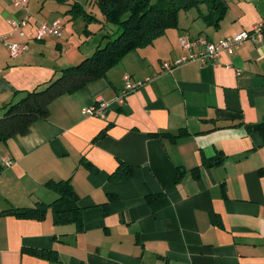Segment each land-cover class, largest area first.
Returning a JSON list of instances; mask_svg holds the SVG:
<instances>
[{
  "label": "crops",
  "instance_id": "1",
  "mask_svg": "<svg viewBox=\"0 0 264 264\" xmlns=\"http://www.w3.org/2000/svg\"><path fill=\"white\" fill-rule=\"evenodd\" d=\"M96 1L27 0L19 37L7 19L21 20L25 11L0 0V35L28 45L11 59L0 44V108L117 31L90 10ZM75 3L96 21L66 13ZM226 3L218 28L204 24V5L180 13L176 29L55 99L47 119L0 143V160H11L0 169V212L51 203L57 196L45 182L64 179L83 210L79 230L53 225L50 211L40 221L0 214V264H264V147L246 127L264 122V39L246 41L214 64L162 69L185 54L181 36L216 42L264 19V0ZM55 19L61 36L35 40L36 26ZM125 75L141 86L118 104ZM98 100L109 104L103 117L81 113ZM218 155L220 165H201ZM122 162L134 168L132 177L110 181ZM49 251L55 260L46 258Z\"/></svg>",
  "mask_w": 264,
  "mask_h": 264
},
{
  "label": "trees",
  "instance_id": "2",
  "mask_svg": "<svg viewBox=\"0 0 264 264\" xmlns=\"http://www.w3.org/2000/svg\"><path fill=\"white\" fill-rule=\"evenodd\" d=\"M95 4L104 21L116 25L117 31L103 35L102 44L98 45L92 54L56 71L54 76L41 87L25 91L21 98L4 104L0 116V143L14 136L25 135L33 122L47 119L50 105L55 99L73 94L89 83L105 77L106 73L120 63L126 54L151 45L155 39L161 38L166 30L176 29L181 12L199 9L204 5L206 12L201 13L204 24L218 28L228 8L226 0H157L153 4L150 0H97ZM66 13H70L73 17L82 16L86 24L96 21L76 3ZM246 127L249 131L260 134L264 147V122ZM222 160L223 157L218 155L215 158L202 160L201 165L218 166ZM84 165L93 169L91 164L84 163ZM133 170L132 166L122 162L109 179L125 181L132 177ZM180 175L181 172L178 173V176ZM70 182V179L45 182L44 186L57 196L49 204L36 203L32 208H10L0 214L40 221L50 211L53 225L72 224L79 230L83 210L78 206V197ZM47 254V259H56L54 252L49 251ZM40 255H43L42 252Z\"/></svg>",
  "mask_w": 264,
  "mask_h": 264
},
{
  "label": "built area",
  "instance_id": "3",
  "mask_svg": "<svg viewBox=\"0 0 264 264\" xmlns=\"http://www.w3.org/2000/svg\"><path fill=\"white\" fill-rule=\"evenodd\" d=\"M10 4L15 9H23L25 15L21 20L7 19V24L11 29V33H16L19 37H23V29L29 20V14L26 8L27 0H10ZM35 40L40 41L46 36L60 37L62 31V22L60 19H55L52 22H41L36 26ZM10 33V34H11ZM0 35V44H3L11 59H15L22 56L28 50V45L20 42H9L8 36ZM179 45L185 51V54L172 61L171 63L164 62L162 69L166 72H172L178 66L190 62H199L205 64L210 62L214 64L221 54L232 55L235 50L240 48L246 41H262L264 39V19L259 20L258 23L254 24L250 31H241L233 36H225L224 38L213 42L209 41L205 36H198L196 38H177ZM229 67V66H227ZM240 71L236 70V75H239ZM124 86L121 95L114 98V101L118 104H123L124 96L129 92H132L141 86V83L132 81L129 76L123 77ZM108 103L98 100L91 106L84 108L81 113L87 116H104V111L108 108ZM11 160L7 157H2L0 160V169L4 166L10 165Z\"/></svg>",
  "mask_w": 264,
  "mask_h": 264
},
{
  "label": "rangeland",
  "instance_id": "4",
  "mask_svg": "<svg viewBox=\"0 0 264 264\" xmlns=\"http://www.w3.org/2000/svg\"><path fill=\"white\" fill-rule=\"evenodd\" d=\"M156 1H157V0H150V3L153 4V3H155ZM90 10L93 11L94 14L99 15V10H98V8H97L96 5H94V9L91 8ZM187 11H188V10H187ZM184 13H186V12H181L180 15H181V16H184ZM180 15H179V16H180ZM178 20H179V18H178ZM81 22H82V21H81ZM79 24H80V23H79ZM73 26H74V25H73V22H70V23H69V29H68V31H72V32H73V31H74ZM108 26H109L108 28H112V29L115 28V29H117L116 25H113V24L109 25V24H108ZM77 28H78V25H77ZM77 28H76V29H77ZM115 29H113V31H114ZM83 57H85V56H83ZM81 59H82V58H81ZM81 59H80V60H81ZM80 60H79V61H80ZM2 113H3V109L0 108V116L2 115Z\"/></svg>",
  "mask_w": 264,
  "mask_h": 264
}]
</instances>
